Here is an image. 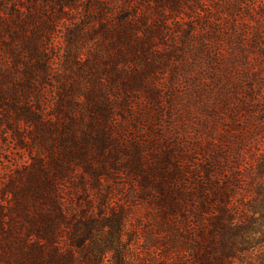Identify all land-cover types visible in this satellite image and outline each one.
<instances>
[{"label": "trees", "instance_id": "1", "mask_svg": "<svg viewBox=\"0 0 264 264\" xmlns=\"http://www.w3.org/2000/svg\"><path fill=\"white\" fill-rule=\"evenodd\" d=\"M9 139L0 264H264V0H0Z\"/></svg>", "mask_w": 264, "mask_h": 264}, {"label": "rangeland", "instance_id": "2", "mask_svg": "<svg viewBox=\"0 0 264 264\" xmlns=\"http://www.w3.org/2000/svg\"><path fill=\"white\" fill-rule=\"evenodd\" d=\"M60 33L61 32L57 33V36L54 38V42H53V44L56 47V49H55V54L56 55L55 56L57 58L59 57V55H60V53L62 51V41H61V39L59 37ZM58 64H59L58 59H55V61L53 62V65H52L54 72H57L56 70L58 68ZM48 94L50 95L51 93L48 92ZM1 146H2V148H0V160H3V161L7 160V161H10V163H11L12 160L15 158V156L9 154V151L14 147L12 140L9 139L7 141H4V144H1ZM18 157L26 158V154L19 153ZM6 168L8 169L9 167H6ZM4 173H5L4 169L3 168L0 169V174H4ZM142 212H143V208H140L139 210H137V214H141Z\"/></svg>", "mask_w": 264, "mask_h": 264}]
</instances>
